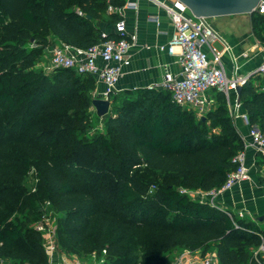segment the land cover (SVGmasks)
Instances as JSON below:
<instances>
[{
  "label": "trees",
  "instance_id": "16d2710c",
  "mask_svg": "<svg viewBox=\"0 0 264 264\" xmlns=\"http://www.w3.org/2000/svg\"><path fill=\"white\" fill-rule=\"evenodd\" d=\"M125 1L0 0V264H49L33 227L45 205L58 215L61 255L168 264L170 252L189 250L214 253L216 264H264L254 258L264 239L255 221L230 219L179 192L218 189L237 168L243 141L222 93H214L215 107L198 120L168 91L115 92L103 130L94 132V78L35 69L54 41L78 49L100 44L95 22L119 21L108 8ZM251 29L264 41L263 15H251ZM263 87L264 79L252 74L239 102L264 136ZM31 170L35 184L27 191Z\"/></svg>",
  "mask_w": 264,
  "mask_h": 264
},
{
  "label": "built area",
  "instance_id": "2783aa9c",
  "mask_svg": "<svg viewBox=\"0 0 264 264\" xmlns=\"http://www.w3.org/2000/svg\"><path fill=\"white\" fill-rule=\"evenodd\" d=\"M141 0H126L118 9L112 7L108 11H117L121 19L113 24L115 38H107V33L101 32L103 41L86 49L73 48L60 42H52L46 48L48 63L44 71H52L57 68L74 70L77 74L92 76L95 83H101V92L93 91L92 99L108 100L116 92V86L121 77L130 66V49L135 46L137 37L135 33L127 34L124 20L125 10L138 9ZM164 12L172 27V36L160 50L175 57L177 70L167 71L158 84H152L149 88L161 89L171 94L174 104L182 109L191 111L196 119H203L214 108V93L220 92L226 102V107L232 121L240 133L241 125L247 127V144L243 141V150L237 154L235 161L237 168L228 174L225 182L218 189L210 191L180 189L191 199L209 206L218 207L217 198L230 192L235 186L249 183L252 173L246 160V148L264 158V136L258 128L249 125L247 115L242 111L241 104L236 99L235 89L242 86L252 74L264 78V52L261 62L254 73L248 76H238L237 56L232 52L231 46L221 34L216 31L208 18L195 17L188 8L176 0H145ZM256 13L264 15V0H261L255 8ZM77 14H81L77 12ZM151 22L157 23V18H151ZM219 42L222 49L214 47ZM227 55L230 61L232 74L226 73L222 57ZM264 89V87H263ZM238 124H241L240 126ZM226 216L232 218H244L245 213L238 211L233 213L228 209L223 210ZM48 216H42L34 223V229L39 232L44 240V249L48 256L49 264L58 254L55 244V224ZM262 244L254 252L257 262L264 259V239ZM104 252V251H103ZM189 250L181 251L172 264H216L215 254L194 257ZM73 264H79L73 262ZM99 264V263H97ZM259 264H262L259 262Z\"/></svg>",
  "mask_w": 264,
  "mask_h": 264
},
{
  "label": "crops",
  "instance_id": "0c3cea01",
  "mask_svg": "<svg viewBox=\"0 0 264 264\" xmlns=\"http://www.w3.org/2000/svg\"><path fill=\"white\" fill-rule=\"evenodd\" d=\"M151 18H157V23L151 22ZM219 19L221 20H218L219 23H217L215 29L231 46L232 52L237 56L238 70L236 74L243 77L254 73L261 62L264 41L260 42L254 37L251 29V16L242 14L224 16ZM124 20L127 34L135 33L137 42L130 49L131 63L126 69V73L119 80L116 92L150 87L152 84L160 83L165 72H175L177 70L175 57L160 50L161 46H165L169 42L173 32L164 12L147 1L141 0L136 11H124ZM95 25L102 32L113 34V24L96 21ZM215 44L219 45V50L222 49L219 42H215ZM222 61L226 73L231 75L233 72L228 56L224 55ZM47 63L48 60H45L42 64L38 62L35 69L43 70ZM257 84L255 82L254 85ZM102 90L103 85L95 83L93 91L101 92ZM241 127L239 134L244 143L247 144L249 142L247 127L243 125ZM245 154L253 175L251 182L235 186L230 192L217 198L218 207L222 210L228 209L233 213L244 212V218L255 221L260 229L264 231L259 225L264 215V163H262L261 157H257L249 147L246 148ZM258 163L259 166H257ZM180 252L179 250L170 252L167 259L172 260L174 258L173 260H175ZM201 256L200 252L194 253L195 258ZM73 262L78 261L69 260L66 256L58 253L52 264H73Z\"/></svg>",
  "mask_w": 264,
  "mask_h": 264
},
{
  "label": "water",
  "instance_id": "95a60500",
  "mask_svg": "<svg viewBox=\"0 0 264 264\" xmlns=\"http://www.w3.org/2000/svg\"><path fill=\"white\" fill-rule=\"evenodd\" d=\"M185 5L195 17L216 18L224 16H249L256 13V6L261 0H176ZM87 19L89 17L87 16ZM241 87L235 89L236 99L239 101ZM91 105L98 117L108 114L110 102L102 99H92Z\"/></svg>",
  "mask_w": 264,
  "mask_h": 264
},
{
  "label": "rangeland",
  "instance_id": "374dc122",
  "mask_svg": "<svg viewBox=\"0 0 264 264\" xmlns=\"http://www.w3.org/2000/svg\"><path fill=\"white\" fill-rule=\"evenodd\" d=\"M220 18V17H219ZM218 17L216 18H210L209 21L210 23L212 24V26L215 28L217 23H219L218 20H221L219 19ZM215 48H217L218 50L220 49L219 45L218 44H215L214 45ZM48 58V54L46 52V50L44 51L43 53V56L42 58L40 59L39 61V64H42L43 62H45V60H47ZM45 69V68H44ZM43 69V70H44ZM214 107H215V104H214ZM110 108H111V101H110ZM110 108H109V111H110ZM108 111V113H109ZM107 115L103 116V117H98L96 115V113H94L91 117V129L94 131V132H101L103 130V123H104V120L106 119ZM35 184V179H34V173H33V170H31L28 175L24 178V181H23V186L25 187V189L27 191H30L32 190L33 186ZM44 216H48L51 221H53L52 223L55 224V221L58 217V215L48 206V205H45L44 206ZM15 215L12 217L14 218ZM263 217V220L259 222V225L261 226V228L264 230V215L262 216ZM19 219L21 218L20 216L18 217ZM263 234H264V231H263ZM212 252L210 253H207L206 255H210ZM170 254V253H169ZM205 255V256H206ZM66 256V255H64ZM169 256V255H168ZM69 260H76L78 261L79 264H97L96 261H94L93 257H87V258H83L82 260L80 259H77L75 256H66ZM174 259V258H173ZM172 259V260H173ZM172 260H168L167 259V263L168 264H172L173 261Z\"/></svg>",
  "mask_w": 264,
  "mask_h": 264
}]
</instances>
